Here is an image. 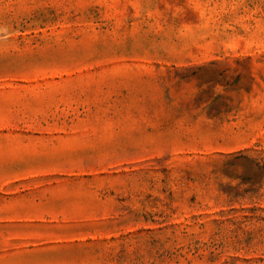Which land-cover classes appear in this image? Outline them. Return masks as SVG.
Returning <instances> with one entry per match:
<instances>
[{"label": "rangeland", "instance_id": "1", "mask_svg": "<svg viewBox=\"0 0 264 264\" xmlns=\"http://www.w3.org/2000/svg\"><path fill=\"white\" fill-rule=\"evenodd\" d=\"M0 264H264V0H0Z\"/></svg>", "mask_w": 264, "mask_h": 264}]
</instances>
